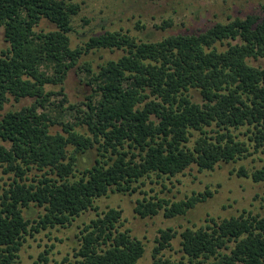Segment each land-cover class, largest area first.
<instances>
[{
	"label": "trees",
	"instance_id": "trees-1",
	"mask_svg": "<svg viewBox=\"0 0 264 264\" xmlns=\"http://www.w3.org/2000/svg\"><path fill=\"white\" fill-rule=\"evenodd\" d=\"M81 10L72 0H0V28L10 45L0 52V171L10 180L0 185V264H16L28 236L71 226L91 210L97 218L81 230L75 261L65 262L138 264L144 243L121 230V210L100 214L97 199L132 195L153 176L175 177L192 166L214 171L246 158L250 146L235 134L244 127L256 151L264 149V18L248 15L159 42L106 32L73 49V19ZM42 20L56 30L36 31ZM102 50L125 54L97 68L79 65ZM78 66L93 93L86 109H78L79 122H58L51 114L55 92L46 87L61 86L66 102L62 86ZM11 98L34 103L6 110ZM57 124L62 132H53ZM238 175L264 182V167L252 174L241 168ZM212 196L144 199L135 212L148 218L164 211L172 219ZM211 222L181 234L180 261L162 255L177 236L162 231L154 264H264V216Z\"/></svg>",
	"mask_w": 264,
	"mask_h": 264
},
{
	"label": "rangeland",
	"instance_id": "rangeland-1",
	"mask_svg": "<svg viewBox=\"0 0 264 264\" xmlns=\"http://www.w3.org/2000/svg\"><path fill=\"white\" fill-rule=\"evenodd\" d=\"M81 4V13L73 19L74 32L70 34L73 49L84 47L91 37L106 32H123L144 41L159 42L174 35H199L218 23L227 24L237 18L248 15L264 18V0H72ZM55 25L42 20L36 31H54ZM232 43H237L233 42ZM10 47L5 39V30L0 28V52ZM224 49V48H223ZM123 51L102 50L91 52L83 57L79 65L90 62L94 68L110 60H117ZM63 96L59 95L61 86L49 85L47 91L55 92L51 114L58 122L76 124L78 109H86L92 88L86 83V75L79 66L71 70L66 78ZM195 101L202 103L201 96L193 92ZM34 99L27 98L16 102L13 98L6 110H20L31 106ZM72 107L74 109H72ZM76 107V108H75ZM81 118V117H80ZM84 128V127H81ZM80 127L78 126L77 130ZM53 132H62V124L52 127ZM85 130V129H82ZM247 128L235 131L239 140L250 146V153L235 163L219 164L214 171H201L192 166L175 177L158 178L153 176L141 181L136 193H110L95 201L98 212L103 214L109 209L121 210V230L130 231L131 236L145 245V255L138 264H154V249L158 245L161 232L172 229L177 233L171 242V248L162 255L180 261L183 259L181 234L188 228L197 230L212 225L211 220L221 221L231 217L249 214L264 216V182H255L250 177H240L238 172L244 168L249 174L264 167V149L256 151L249 141ZM200 136L195 133L193 142ZM3 144V143H1ZM95 153L87 155L85 164L92 163ZM83 162V161H82ZM10 183L8 176L0 171V185ZM212 192L213 196L199 203L184 216L166 218L164 211L155 217L141 218L135 212L137 201L151 198H165L172 202L187 200L194 195ZM1 193V192H0ZM33 218L38 219L39 211L33 209ZM96 211L84 213L71 226L58 227L34 233L27 237L16 264H68L66 259L75 261L74 249L80 245L81 230L97 218ZM233 246V245H232ZM46 256L48 262L40 260Z\"/></svg>",
	"mask_w": 264,
	"mask_h": 264
}]
</instances>
